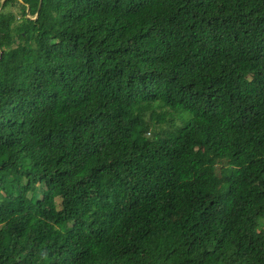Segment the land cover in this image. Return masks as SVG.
<instances>
[{
    "label": "trees",
    "instance_id": "trees-1",
    "mask_svg": "<svg viewBox=\"0 0 264 264\" xmlns=\"http://www.w3.org/2000/svg\"><path fill=\"white\" fill-rule=\"evenodd\" d=\"M0 264H264V0H0Z\"/></svg>",
    "mask_w": 264,
    "mask_h": 264
},
{
    "label": "rangeland",
    "instance_id": "rangeland-1",
    "mask_svg": "<svg viewBox=\"0 0 264 264\" xmlns=\"http://www.w3.org/2000/svg\"><path fill=\"white\" fill-rule=\"evenodd\" d=\"M18 8L13 7L12 10L17 11ZM184 119H190L191 115L189 113L183 112L180 114ZM185 121V120H184ZM179 123H183L182 121L179 120Z\"/></svg>",
    "mask_w": 264,
    "mask_h": 264
}]
</instances>
